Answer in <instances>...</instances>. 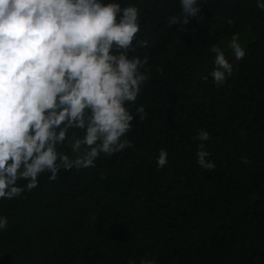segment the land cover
I'll return each mask as SVG.
<instances>
[{
  "label": "trees",
  "instance_id": "16d2710c",
  "mask_svg": "<svg viewBox=\"0 0 264 264\" xmlns=\"http://www.w3.org/2000/svg\"><path fill=\"white\" fill-rule=\"evenodd\" d=\"M120 2L140 9L147 42L130 55L149 58L131 105L146 113L127 134L133 147L54 181L42 173L36 188L0 199V264H264V10L256 0H206L202 16L169 27L178 0ZM214 46L233 65L220 86ZM202 129L212 170L197 164ZM72 142L70 132L59 150L74 156Z\"/></svg>",
  "mask_w": 264,
  "mask_h": 264
},
{
  "label": "clouds",
  "instance_id": "9594fccd",
  "mask_svg": "<svg viewBox=\"0 0 264 264\" xmlns=\"http://www.w3.org/2000/svg\"><path fill=\"white\" fill-rule=\"evenodd\" d=\"M205 2L178 0L168 26L202 16ZM256 4L264 10V0ZM140 31V9L120 0H0V199L36 188L42 173L54 181L61 169H89L101 155L133 147L127 134L146 113L131 105L149 79L148 56L130 55L147 44ZM229 47L236 60L245 57L236 37ZM211 51L210 76L220 86L233 65L220 47ZM70 132L72 157L59 150ZM196 139L197 164L214 169L203 143L209 133L202 129ZM156 163L168 164L166 150ZM7 227L0 215V232Z\"/></svg>",
  "mask_w": 264,
  "mask_h": 264
}]
</instances>
